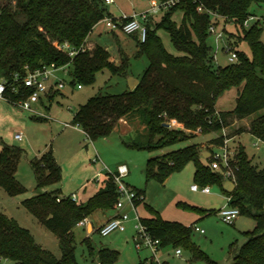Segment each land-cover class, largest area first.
Returning a JSON list of instances; mask_svg holds the SVG:
<instances>
[{
  "label": "trees",
  "instance_id": "16d2710c",
  "mask_svg": "<svg viewBox=\"0 0 264 264\" xmlns=\"http://www.w3.org/2000/svg\"><path fill=\"white\" fill-rule=\"evenodd\" d=\"M200 3L206 10L225 17V21L199 12ZM262 4L264 0H182L165 10L158 20L157 15L150 16L145 41L136 38L135 57L148 61L136 87L89 98L74 114L73 124L95 140L109 137L122 119L129 123L137 120L142 133L136 130L137 135L127 145L150 153L187 142L196 136V131L201 135L216 134L211 141L214 146L244 132L264 142V26L255 21L244 27V21L254 15L252 6ZM176 11L182 13L180 25L172 18ZM108 16L112 15L102 0H0V79L13 83L16 74L24 77L28 70L51 65H67L71 84L77 82L80 86L93 84L97 73L105 69L112 75L128 77L130 58L126 55L121 54V64L115 65L110 53L99 44L91 51L81 50L93 28ZM221 21L237 54V60L225 66L215 63L209 43L210 25ZM226 24L235 27V31H229ZM160 29L169 34L171 43L182 55H174L165 48L158 34ZM241 41L248 44L251 57L236 49ZM65 43L78 50L73 59L61 48ZM15 84L21 91L19 83ZM231 88L239 89L235 107L217 111V100ZM174 120L183 128L171 125ZM212 151L208 150L210 154ZM203 152L198 144H191L149 158L144 171L146 181L164 183L172 173L193 162L197 185L219 188L230 199L229 204L240 210V216L255 221L254 229L244 232L243 244H231V264H264V168L255 166L244 146H239L231 163L235 189L226 193L223 173L211 168L212 157H204ZM22 154V149L1 143L0 188L12 196L26 190L16 177ZM30 165L36 181L35 194L23 204L57 234L62 255L57 258L44 249L27 228L0 212V264H80L73 230L95 212L113 209L118 192L112 175L107 173L101 187L86 202H78L71 195H63L59 187L51 188L61 180V168L52 151L44 152ZM136 191L145 198L144 191ZM185 206L202 217L217 212ZM147 209L151 216L141 217V222L153 238L160 240L161 248H183L191 252L193 260L218 264L193 242L192 226L165 220L151 206L147 205ZM89 239L84 242L98 264L117 259L116 251L96 250ZM137 264L156 263L146 258Z\"/></svg>",
  "mask_w": 264,
  "mask_h": 264
},
{
  "label": "rangeland",
  "instance_id": "374dc122",
  "mask_svg": "<svg viewBox=\"0 0 264 264\" xmlns=\"http://www.w3.org/2000/svg\"><path fill=\"white\" fill-rule=\"evenodd\" d=\"M118 5L130 13L135 9L140 11L142 8H148V4L145 2H139V5L132 9L126 0H115V4L108 5L107 9L114 11ZM251 12L256 13L258 16L264 14V5H261V7L253 5ZM163 13L164 11L158 14L156 19L158 20ZM172 18L180 25L182 13L176 11L173 13ZM223 25L224 23L221 21L216 29L221 30ZM229 31H235V27L230 26ZM115 32L118 33V47L114 46V50H109L110 60L115 65H120L121 54L126 55L130 58L129 76L139 78L147 67L148 61L145 57H135L138 51L136 39L138 33L125 35L119 31ZM158 34L165 48L170 53L174 55L183 54L173 46L166 31L160 29ZM112 35L110 30L106 28V24L101 22L88 40L91 42L90 40H97L101 37V40L97 42L105 46V40L115 36ZM88 40L85 47H89L92 50L94 46L90 43L88 44ZM262 40L264 41V28ZM227 42L228 40L225 37L221 43L222 46ZM209 43L215 52L216 47L213 35H210ZM236 49L251 57V50L245 41L239 42ZM114 53L117 57L113 56ZM117 58L118 62L115 61ZM217 58L221 66L229 64L226 52L218 51ZM55 75L58 80H64V88L50 92L49 95L54 94L51 102L43 98L42 102L34 105L38 111L48 117L46 119L28 111H23L17 105L7 101H0V149L1 143L22 149L23 154L17 173L18 180L26 188L24 192L16 196H12L0 188V212L14 218L21 226L32 233L39 245L51 251L57 258H60L62 253L59 248L57 234L49 230L29 213L23 204L24 200L35 194L36 181L30 162L40 154L52 151L61 168V180L58 184V187L61 188V193L65 196L76 193L79 201L83 202H86L92 196L90 194L94 192L95 187H101L100 185L105 179L104 176L108 172H115L120 164H127L129 173L124 182L135 190L145 192L144 200L140 201L136 207L140 217H146L150 214L147 209L148 205L157 210L165 220L177 221L187 227L197 226L203 229L204 233L192 232L193 242L218 264H231V244L235 241L238 244L243 242L245 240V230L253 229L255 221L245 216H239L233 225L223 222L217 212L199 217L198 214L187 209L185 205L206 209L213 205L222 207L227 202L226 195L217 187H213L210 193L192 189V185L196 184L194 179L195 165L193 162L186 164L182 170L172 173L165 183H160L156 180L147 182L144 172L147 161L151 157L191 144H198L202 151L213 149L214 143L211 141L216 137V134L201 135L196 131V136L187 142L150 153L147 150H138L127 145L128 142L135 138L137 133H142V126L135 120L130 122L129 126L128 124H123L122 130H116L109 137L95 140L87 139L81 128L76 130L63 129L60 124L62 122L73 123V116L79 107L93 96L98 94H118L129 90V76L124 78L112 75L109 70L105 69L97 73L93 84H83L82 89H79V83L71 84L70 76L61 70L51 76L50 83L54 80ZM238 90V88L227 90L217 100L216 110H232L236 104ZM173 126L175 128H183V125L177 122ZM136 130L140 132L136 133ZM19 132L24 134V138L21 141L16 140L14 137ZM242 145L248 156L252 158L253 164L258 168H264V142L259 141L249 133L237 134L228 142L229 148L234 151ZM97 173H100V175L95 176ZM51 188L54 189L56 186ZM121 212L128 213L131 218L126 223V230L123 232L114 231L108 236H102L98 230L99 221H104V216L109 217L117 213L115 209L92 215L91 220L94 221V230L88 235L87 228L78 225L74 228L76 256L80 264H98L90 255L84 242L87 237L90 238L89 240L96 250L108 249L118 253L117 259L108 264H137L140 260L151 259L152 253L149 249H137L136 247L135 237L138 235L136 228L138 221L135 219V213L131 206L125 204ZM95 219H99V221ZM176 249L169 246L161 248L158 253L160 259L166 260L169 264H208L203 259L193 260L191 252L183 248H179L181 256H177L175 254Z\"/></svg>",
  "mask_w": 264,
  "mask_h": 264
},
{
  "label": "built area",
  "instance_id": "2783aa9c",
  "mask_svg": "<svg viewBox=\"0 0 264 264\" xmlns=\"http://www.w3.org/2000/svg\"><path fill=\"white\" fill-rule=\"evenodd\" d=\"M103 3L108 5L115 4V0H102ZM141 2H145L148 4V8L142 11L134 10L132 13L128 14L125 12H121L118 17L108 16L103 19L108 29L112 31H120L127 35L133 34L135 32L138 33V39L141 42H144L146 39L147 27L146 23L149 20L150 16L158 15L161 12L174 7L182 0H140ZM195 2H199V0H194ZM197 10L201 13H208L215 17L216 19L224 20L225 17L220 16L217 13L206 10L203 5L200 3L197 7ZM260 21L262 25H264V17H257L255 15L249 16L247 20L244 21V27H249L253 22ZM227 25V24H226ZM217 25L212 23L209 27V32L214 36L215 43V52H214V61L216 64H219V60L217 58V52L222 50L228 54V63H233L237 60V54L232 46L227 42L224 46H222V42L226 37L224 32V28L221 30L216 29ZM61 48L66 51L71 59H73L78 53L77 49L70 47L68 43H65ZM82 51H91L88 47H83ZM63 71L65 74L69 75V67L63 66L60 68H56L54 65L49 67H44L40 70L35 71H27L26 76L20 77L18 74L14 76V82L8 83V81L4 79H0V101H7L14 105H17L24 111H28L32 114L39 116L40 118L46 119L48 118L45 114L38 111L34 105L39 103L42 97H45L55 90H61L64 88V80H58L55 76V80L51 83L49 82L51 76L54 75L56 71ZM15 83H19L21 87V91L19 90L18 85ZM82 86L79 85V88ZM20 91V93H19ZM19 93V97L14 98L16 94ZM175 120L171 122V125L175 124ZM64 127H77L80 128L78 124L71 123H63ZM225 134V131H224ZM16 140L21 141L24 138L23 133H16L14 135ZM232 138H225L223 144L219 146H214L213 151L211 152L212 161L210 162V166L212 169L216 171H221L226 180H230L234 183L235 173L231 166L232 159L234 157L235 151L230 149L228 146L229 140ZM112 175L113 180L117 186L118 199L114 204L113 209L117 210V213L107 220L104 224L99 227V232L102 236H108L114 231H125L126 223L130 221V215L128 213H123L121 210L123 209L125 204H129L132 210L135 213V219L138 221L137 228V237H135V244L137 249L147 248L152 253L151 260L156 264H162V260L159 257V251L161 249L160 240L153 238L147 231L146 227L141 222V217L136 209L137 203L144 200L143 196L137 194V191L129 186L124 179L127 177L129 173V168L126 164H120L117 167L115 172H108ZM107 177V176H106ZM105 177V178H106ZM192 189L194 191H202L204 193H210L211 187L205 186L200 187L197 184L192 185ZM71 198L74 201H77V195L72 194ZM229 198L227 197V202L224 206L219 207L217 213L220 219L229 224H233L237 217L240 216V210L237 207H233L229 204ZM59 201V200H58ZM89 224L88 218L81 220L78 223V226L86 227ZM193 231L204 233L203 229H200L197 226L192 227ZM175 254L177 256H181V250L176 249Z\"/></svg>",
  "mask_w": 264,
  "mask_h": 264
},
{
  "label": "crops",
  "instance_id": "0c3cea01",
  "mask_svg": "<svg viewBox=\"0 0 264 264\" xmlns=\"http://www.w3.org/2000/svg\"><path fill=\"white\" fill-rule=\"evenodd\" d=\"M127 2H129V4H130V7H132V9H135V6H137V5H139V2H141L140 0H126ZM262 5H264V4H262ZM259 7H261V5H258ZM136 10V9H135ZM142 10H144V8H142L140 11H142ZM108 11H109V13L113 16V17H118L120 14H121V12L123 11V12H125V13H128V14H130V12L129 11H127L126 9H124L123 7H121V6H117L116 7V9L114 10V11H112V10H110V9H108ZM132 11H134V10H132ZM131 11V12H132ZM137 11V10H136ZM255 16H257V17H264V14H261L260 16H258L256 13H253ZM101 22H104L103 20L101 21ZM101 22H99V23H101ZM99 23L93 28V30H92V32H91V34H90V36H89V39L92 37V35L94 34V30L96 29V27L99 25ZM105 23V22H104ZM230 26H232V25H226V27L229 29V27ZM264 26V25H263ZM106 28H107V26H106ZM108 29V28H107ZM110 30V29H109ZM110 32H111V34H113V35H115V36H113V37H111V38H109V39H107V40H105V42L104 43H106V45L105 46H103L102 44H100L99 42H97V41H99V40H101V37H99L97 40L95 39V40H90L91 42H89V40H88V44L90 43L91 45H93V46H95V45H97V44H99V45H101V46H103L109 53H110V49H113L114 50V46H117L118 47V33L117 32H112L111 30H110ZM120 32V31H119ZM121 33H123V32H121ZM123 34H125V33H123ZM125 35H127V34H125ZM263 41V40H262ZM264 42V41H263ZM114 57H117V55L114 53V55H113ZM118 60V58L115 60V61H117ZM118 62V61H117ZM55 73H57V71L55 72ZM54 73V74H55ZM56 76V75H55ZM138 79V78H137ZM55 80V79H54ZM53 80V81H54ZM79 89H82V87L81 88H79ZM59 93V92H58ZM49 96L50 95H47V96H45V97H42V99H41V101L40 102H42V100H43V98H46L47 100H49L50 102L53 100V97H52V100L51 99H49ZM38 104V103H37ZM24 111V110H23ZM63 123H65V122H62L60 125L63 127V129H71V130H76L77 129V127H74V126H72V127H64V125H63ZM67 123H69V122H67ZM72 125H73V123H71ZM123 124H128V126H129V121H126L125 119H122V120H120V122L118 123V125H117V127H116V129H115V131L117 130V131H120V130H122L123 129ZM80 129V128H79ZM82 130V129H81ZM83 131V130H82ZM114 131V132H115ZM83 133L85 134V136H86V138L87 139H89L88 138V136L86 135V133L83 131ZM244 133H248V132H244ZM250 134V133H249ZM260 141V140H259ZM1 150V149H0ZM96 150V149H95ZM97 154H98V152H97ZM41 155V154H40ZM39 155V156H40ZM38 156V157H39ZM37 157V158H38ZM21 161V160H20ZM20 164V163H19ZM127 165V164H126ZM128 166V165H127ZM19 168V167H18ZM129 168V167H128ZM99 176L100 175V173H97V174H95V176ZM16 177H17V179H18V173L16 174ZM104 177H106V176H104ZM20 181V180H19ZM21 182V181H20ZM95 182V181H94ZM22 183V182H21ZM165 183V182H164ZM102 185V184H101ZM100 185V186H101ZM129 185V184H128ZM56 187H58V185L56 186ZM61 189V188H60ZM98 189L99 188H96L95 187V190H94V192L92 193V194H90V195H93V194H95L97 191H98ZM212 189V188H211ZM73 194H76V193H73ZM77 195V194H76ZM77 201L78 202H83V201H79V199H78V197H77ZM218 210V209H217ZM98 213H102V211H97V212H95L94 214H98ZM93 214V215H94ZM116 213H114L113 215H111V216H109V217H106V216H104L103 217V219H104V221H99V219H95L96 221H99L100 222V226L102 225V224H104L107 220H109L110 218H112L114 215H115ZM151 215L149 214L148 216H146V217H150ZM200 217V216H199ZM88 220H89V224L85 227V228H87V235L89 234V233H91V232H93V230H94V221L93 220H91V217L90 218H88ZM237 220V219H236ZM235 220V221H236ZM235 221H234V223H235ZM234 223H233V225H234ZM90 226V227H89ZM99 226V227H100ZM83 227V226H82ZM254 227H255V225H254ZM254 227H253V229H254ZM89 228H90V230H91V232H89ZM253 229H249V230H245V232L246 231H251V230H253ZM205 232V231H204ZM245 241V240H244ZM244 241L243 242H241L240 244H238V245H241V244H243L244 243ZM162 261H166V260H163V259H161ZM230 260H231V257H230Z\"/></svg>",
  "mask_w": 264,
  "mask_h": 264
},
{
  "label": "water",
  "instance_id": "95a60500",
  "mask_svg": "<svg viewBox=\"0 0 264 264\" xmlns=\"http://www.w3.org/2000/svg\"><path fill=\"white\" fill-rule=\"evenodd\" d=\"M137 83H138V79L137 78H135L133 76H129L128 77L129 90H133L136 87ZM166 126H168V125H166ZM202 155L204 157H209L210 156V152L205 151V152L202 153ZM234 189H235V184L232 181H230V180H225L224 181L223 190L226 193H231ZM218 208H219V205H213V206H210V207L206 208V210L207 211H216ZM89 232H91L90 228H89Z\"/></svg>",
  "mask_w": 264,
  "mask_h": 264
}]
</instances>
